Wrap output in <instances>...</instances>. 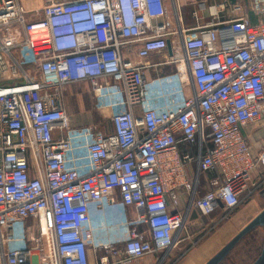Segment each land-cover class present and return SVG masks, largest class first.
Returning a JSON list of instances; mask_svg holds the SVG:
<instances>
[{"label": "built area", "instance_id": "built-area-1", "mask_svg": "<svg viewBox=\"0 0 264 264\" xmlns=\"http://www.w3.org/2000/svg\"><path fill=\"white\" fill-rule=\"evenodd\" d=\"M208 1L190 28L178 0H0V264H165L264 186V0ZM81 84L107 129L68 114Z\"/></svg>", "mask_w": 264, "mask_h": 264}, {"label": "rangeland", "instance_id": "rangeland-1", "mask_svg": "<svg viewBox=\"0 0 264 264\" xmlns=\"http://www.w3.org/2000/svg\"><path fill=\"white\" fill-rule=\"evenodd\" d=\"M241 1L247 2L248 0ZM63 102L67 112L73 116L76 123L82 125L90 124L102 130L107 129L108 122L103 120L101 115L93 109L90 88L87 84L74 85L67 88L64 91ZM257 196L258 195L252 196L251 201L258 199L256 200V205H264V198H261L264 196H260V198ZM243 205L246 206L247 204L245 203ZM234 213L235 212L228 216H222L219 212L210 217H206L192 211L191 214H194L193 216L196 218L197 225H194L188 231L197 236V238L201 236L202 240L200 239V241L193 246H191V242H183L177 249L173 250L169 254L165 264H180L192 253L200 252L206 244L209 245L208 248H212L213 246L218 247V245H223V243H227L233 237L238 236L237 234L241 230L242 226L236 223L237 216ZM129 215L132 216L130 211ZM263 240L264 228L256 229L253 232H250L242 240H240L236 246L234 245V249L228 255L227 261L230 264L249 263L252 257L258 255ZM149 260L150 258L148 257L137 264H150Z\"/></svg>", "mask_w": 264, "mask_h": 264}, {"label": "crops", "instance_id": "crops-1", "mask_svg": "<svg viewBox=\"0 0 264 264\" xmlns=\"http://www.w3.org/2000/svg\"><path fill=\"white\" fill-rule=\"evenodd\" d=\"M61 1H64V0H61ZM195 1H197V0H178L179 10H180V15H181V22L186 27L192 28L195 25V22L191 18V12L194 11V9H195V6L192 5L191 3L195 2ZM219 1H221V0H214V2L213 1H208V2H209V4H213V3H219ZM239 1H241V0H239ZM19 3L27 11H36L39 8V6H41V0H19ZM210 19L211 18H209V16H207L206 18H204V21L205 22H209V21H211ZM70 117L74 120V118H73L72 115H70ZM75 124L77 126H81L82 125V124H78L76 122H75ZM84 125H86V124H84ZM243 135L246 138V142H247L248 146L250 147L252 153H257L259 151V149L262 146H264V129H258V128L249 126V127L245 128L243 130ZM186 150L187 149H186L185 146H181L180 147V151L181 152H184ZM263 176L264 175H263V173H261V168L258 167V168H256V171L253 174V180L255 182H259L260 181V178L263 177ZM200 183H201L200 184L201 185L200 195H202L203 192H204V190H205V188H204V185H205V179H204V177H202L200 179ZM260 187L261 188H258V190L252 196L258 195L257 196L258 198H260V196H264V186H260ZM251 197L248 198V200L246 201V204H247L246 206L242 204L243 206L241 205L237 210L234 211L235 212L234 214L237 216L236 223L238 225L240 224V226H242V228L238 232V234L240 232H242L244 229H246L262 212H264V205H262V206L256 205V200H258V199H255L254 201L253 200L251 201ZM261 198H264V197H261ZM130 213H132L131 210H130ZM214 214H217V213H214ZM214 214H212V215H214ZM193 215L194 214H191L190 215L189 229L191 227H193L194 225H197L196 218ZM212 215H210V216H212ZM261 228H264V225H262V226H255V227L251 228L246 234H244L235 243V246L247 234H249L250 232H253L256 229H261ZM188 232L190 233V231H188ZM235 237H233L227 243H223V245L221 244L222 246L221 245L220 246L218 245L219 248L218 247H215V246H213L212 248H208L209 245L206 244L204 246V248H202V250L200 249L201 250L200 252L192 253L184 261H182L180 264H207L221 250H223L226 246H228L229 243ZM263 245H264V240L262 242V245H261V248H260V251H259L258 255L252 257V259L250 260V262L247 263V264H264V258H261V252H262ZM233 249H234V246L227 252V254L221 259V261L218 264H230L227 261L228 260L227 258H228V255L230 254V252ZM149 263H151V259L149 260Z\"/></svg>", "mask_w": 264, "mask_h": 264}, {"label": "water", "instance_id": "water-1", "mask_svg": "<svg viewBox=\"0 0 264 264\" xmlns=\"http://www.w3.org/2000/svg\"><path fill=\"white\" fill-rule=\"evenodd\" d=\"M231 4L235 3V0H229ZM167 52L170 54V48L168 46ZM264 225V212H262L246 229L238 234L228 246H226L223 250H221L216 256H214L207 264H218L221 259L227 254V252L235 245V243L246 234L251 228L255 226ZM261 258H264V245L261 252Z\"/></svg>", "mask_w": 264, "mask_h": 264}, {"label": "trees", "instance_id": "trees-1", "mask_svg": "<svg viewBox=\"0 0 264 264\" xmlns=\"http://www.w3.org/2000/svg\"><path fill=\"white\" fill-rule=\"evenodd\" d=\"M200 179H201V178H200ZM240 206H241V205H240ZM240 206H239V207H240ZM239 207H238V208H239Z\"/></svg>", "mask_w": 264, "mask_h": 264}]
</instances>
